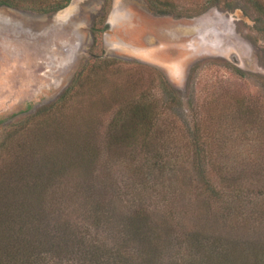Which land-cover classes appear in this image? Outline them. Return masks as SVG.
<instances>
[{"label":"rangeland","instance_id":"374dc122","mask_svg":"<svg viewBox=\"0 0 264 264\" xmlns=\"http://www.w3.org/2000/svg\"><path fill=\"white\" fill-rule=\"evenodd\" d=\"M103 1L79 2L74 20L81 26L73 36L54 29L57 10L42 22L38 12L2 9L32 29L0 31V257L5 253L1 248L14 252L9 256L13 261L6 257L1 264L23 259L29 264H95L77 249L80 242L92 246L96 240L115 252L119 237L104 232L95 238L89 226L87 186L111 199L119 195L111 203L115 222L142 206L159 218L167 216V226L180 236L191 230L227 239L235 253L227 264H239L238 255L244 264H264V16L250 0H165L171 7L152 5L155 0H106L100 12ZM110 12L114 29L100 32L96 51L101 58H93L89 26L93 19L95 26L102 25ZM64 36L69 45L82 42L77 68L88 62L90 73L57 112L60 118L68 115L67 120L51 119V130L62 123L63 133L81 129L86 143L73 141L78 147L74 154L94 144L96 157H89L93 164L87 171L70 170L64 174L68 180L62 177V184L55 180L51 187L43 164L53 156L59 132L45 140V117L18 123L55 102L72 83L68 70L60 69L54 80L43 75V62L36 58L42 60L45 52V62L50 61L46 49ZM131 93L150 97L155 114L152 131L134 141L127 139L134 127L127 101V95L135 96ZM117 132L123 133L118 142L113 139ZM197 140L202 146L198 159L220 196L209 194L195 168ZM79 177L86 178L82 186ZM55 192L62 198H52ZM57 226L69 229L68 241L53 237ZM209 248L200 256L204 262L212 257ZM193 255L175 242L154 257L135 253L129 264H190ZM212 262L207 263L219 264Z\"/></svg>","mask_w":264,"mask_h":264},{"label":"trees","instance_id":"16d2710c","mask_svg":"<svg viewBox=\"0 0 264 264\" xmlns=\"http://www.w3.org/2000/svg\"><path fill=\"white\" fill-rule=\"evenodd\" d=\"M69 1L70 0H0V5H7L13 8L29 10L38 13H50L66 6ZM155 1L156 2H153L151 4L152 5L162 4L163 7H171L169 6L170 5L169 2L165 0H160V1L155 0ZM250 1L252 3L251 5L253 9H255L259 14L264 16V0H250ZM99 34L101 33L97 32L95 36L96 37L95 46L92 50L93 58L94 57L101 58L100 56H98L99 55L98 51H96V48L100 45L101 42L100 36H98ZM90 65L91 64H89L88 62L82 63V65H80L78 71L73 77L70 86H68V88L61 94V96L55 102H53L46 108L44 106L43 108L38 110L37 113L26 117L25 119L21 120L18 123L21 124V122H24L22 124H25L28 120H29L28 122L31 123V121L34 122V120L36 119L38 120L45 117V119L48 121V123L45 121V140L48 139L50 140L51 138L56 137V132H59V137H58L59 143L54 149L52 148L53 156L49 155L45 157V164H43L45 165V180L51 183V187H54L55 180L57 181V185L62 184L63 181L62 177H64L65 180H68L67 179L68 177H65L64 174L70 172V170H77L79 167H82L84 171H87L86 168H88L90 165L93 164L92 158L89 157H91V155L94 158L96 157L94 156L95 155L94 144H89L85 146L86 149L83 148L82 151H80L77 154H74L75 148L78 147L75 144H73V141H79V140L85 141L84 136L81 135L82 131L81 129H74V130L68 129L67 133H63L62 131H64V129L62 125L64 121L67 120L68 115L63 114L61 115V118L60 116H57V112L58 111L60 112L65 106H67L68 103H70L73 95L76 94L75 91L82 87L83 80H86L87 79L86 77L90 73ZM130 91H134V90L130 89ZM130 95H135L134 97H129V95H127L129 98V100L127 101L128 103H130L129 108H131V112H132L130 120L134 122V127L131 128V130L129 131V135L127 139L128 140L132 139L131 141H134L137 140L138 136L148 134L150 133V131H152L154 126L153 117L155 116L153 109L154 101L152 102V99L144 94L138 95L137 93H131ZM51 119H55V120L60 119L63 123L61 124V126L54 125L53 127L55 128V131H53L51 130V123H50ZM197 133L199 132L196 131L195 137L197 136ZM113 136H114L113 139H115L118 142V139L121 140V137H123V133L117 132L116 134H113ZM36 139L39 140L38 136ZM194 142H195L194 145L196 147L194 154H197L196 163L194 162V164L196 165L195 168H197L198 175L205 184L206 190L209 192V194L211 193L213 196H220V191L217 189L211 174H207V171H205L201 166L202 163L199 161L200 159H198L202 151V150L200 151V148L202 147L200 146V141L197 140ZM46 143L47 142H45V144ZM84 151L85 154L82 155ZM87 154H89L88 157L86 156ZM201 160H205V159H201ZM34 167L31 168L32 171H34L35 169ZM47 171H50V173H47ZM80 176L82 175L80 174ZM79 180H80L79 186H82L86 178L79 177ZM84 193L87 195L88 201L90 199L92 203V207H87V208L89 210L88 213H90V216L88 215L90 217L89 226L90 228L96 230L95 238H98L99 235L104 232L105 233L107 232L109 234L108 237H112L111 235L119 237L115 239V245H116V247L114 248L115 252H112V250L106 248L104 244H102L103 241L101 240H96L95 243L97 245H92V246L90 245L86 246L85 244L80 242L81 244H79L77 251L82 250L85 253V255L88 254L90 256V259L92 261H95V264H129V260H130L129 256H132L135 253L146 252L147 254L154 257L159 253L162 254L163 251L166 249V246L173 244L175 242L179 244V248L184 249L185 252H187L188 254L190 252H193L196 255V256L193 255L196 259L193 260L190 264H205L209 260H211V262L213 261L212 263L218 262L219 264H227L228 261H230L231 256L235 254L227 248V242H228L227 239L223 237L209 238V236L207 237L205 235L201 236L199 233L193 232L191 230L182 231L180 236L178 235L179 231L176 232V228L173 229L167 226L166 224L167 216L164 215V217L162 216L161 218H159L157 217V214H155L154 211L151 212L150 210L143 208L142 206H140V208H137L136 211L133 212L132 214L125 216L123 218L121 217V219L115 222L114 219L112 218V215L110 214V211L112 209L111 203L113 202L114 199L120 198L119 195H114V197L111 199V197L108 198L107 195H104L99 190L95 189V187L89 188L88 186L85 188ZM57 195L60 197L61 194L59 193L56 194L55 192V194L52 195V198L58 200ZM60 198H62V195ZM68 200L69 198L67 195L64 198V202ZM58 208L59 210H61V206ZM48 209L49 206H47L44 211H47ZM22 213L24 212L22 211L20 215H23ZM156 218L158 219V221H156ZM55 220L58 221V218H55ZM56 229L59 230V232L57 236H53V237H60V239L63 240L64 242L69 240L68 238L69 229L60 231V228L58 226ZM84 232L81 233V236L85 235ZM48 233L52 235V232H48ZM161 234H164V239L159 241L158 236H160ZM7 238L8 235L6 234V236L3 238L4 242L2 241V244L5 243ZM208 246L212 248V249L209 248L212 251V252L210 251L212 257L210 259L205 258L207 262H204L203 258H201L200 256H202L205 253H209V250L207 249ZM6 250L1 248V251L5 253H2V257H0L1 258L0 264L2 263L3 258L8 257L7 260H9V256L14 253L12 251H6ZM46 251L48 250H45V252ZM236 259L240 261L239 264L245 263L244 258H241L240 255L236 256L235 260ZM235 260H233V263H236ZM9 261L10 262L13 261V258ZM130 263L133 264L131 261ZM20 264H29V263H27L26 259H23L22 262H20Z\"/></svg>","mask_w":264,"mask_h":264},{"label":"water","instance_id":"95a60500","mask_svg":"<svg viewBox=\"0 0 264 264\" xmlns=\"http://www.w3.org/2000/svg\"><path fill=\"white\" fill-rule=\"evenodd\" d=\"M80 1L81 0H72L70 4H68L63 9L57 12L56 14L57 16L55 17L56 21L55 23H53L55 26L54 28L55 30L58 29L64 30L65 32H67V34H70L72 36L78 34L79 28L81 26V22L76 21V19L74 20V15H75L74 11L77 9ZM2 9H11L15 11L18 10L17 8L14 9L13 7L7 5H0V31H5L14 34V33H23L25 31H30L29 29H32V26L24 27V22H22L21 20H16L15 19L16 17L14 16L6 15V12H3ZM36 16L40 18V20L42 21L46 15L44 16V14H39ZM112 23H113L112 18L107 21L104 28L105 32H107V30L110 29L109 27L112 25ZM84 25H86V23H84ZM0 44H2V42ZM67 46H68L67 53H65V51L61 47L55 45V47H53L52 52L49 55L51 56L52 60L60 58V63L61 62L65 63L66 66H68L67 72L69 73H67L66 75H69L68 78L71 80L73 79L74 75L77 72L76 69H78L77 65L79 64H77L78 62L77 57L80 55L78 53L81 51L82 42L77 41L75 42V44L73 45L67 44ZM133 50L134 49H132V51ZM75 65L76 68L74 69Z\"/></svg>","mask_w":264,"mask_h":264},{"label":"flooded vegetation","instance_id":"af4514ba","mask_svg":"<svg viewBox=\"0 0 264 264\" xmlns=\"http://www.w3.org/2000/svg\"><path fill=\"white\" fill-rule=\"evenodd\" d=\"M103 3V4H102ZM102 3H100V6H97V9H99V7H100V12H101V10H102V12L104 11L103 10V8H104V6L106 5V0H104ZM143 6V5H142ZM65 7V6H64ZM64 7H62V8H60V9H58L56 12H58L59 10H61V9H63ZM150 8H151V6H149ZM151 9H153V8H151ZM145 10V9H144ZM154 10V9H153ZM123 12V10H121L120 11V13H122ZM147 12V11H146ZM40 14H44V16L46 15L47 16V18H50L49 16H48V14H53V13H40ZM97 14V13H96ZM103 14V13H102ZM109 14V13H108ZM110 14H111V18L113 19L114 17V13L113 12H110ZM123 14H125L126 15V18H128L129 17V12L126 10V9H124V12H123ZM108 18V17H107ZM110 18V19H111ZM109 19V20H110ZM107 19H106V21H104V23H103V25H102V27H100V26H95V23H94V19L92 20V22H91V25L89 26V29H90V32H91V35H92V43H94L95 42V36H96V33L97 32H101L102 34H104V32H105V30H104V28H105V24L107 23ZM128 20L126 19V22H127ZM110 29L109 30H111V29H114V25H113V23H112V25L109 27ZM60 33H63L64 35H66V33L62 30V31H60ZM106 33V32H105ZM152 34H154V33H152ZM65 39L67 40V37L66 36H64V38H62V40L61 39H59L58 41H56L54 44L56 45V46H58V47H61L64 51H65V53H67L68 51H67V48H68V46H67V42L65 41ZM15 43V42H14ZM52 45V47H55V45ZM10 46H12L13 47V45H10ZM53 49V48H52ZM52 49H46V55H49L51 52H52ZM43 53V52H42ZM43 55H44V58H45V52L43 53ZM233 56V55H232ZM37 59H39V61H41V62H43V65H44V68H43V71L41 72L43 75H45L46 77L48 76V77H50V79L51 80H54V79H57V74H59L60 73V69H63V71H65V70H67V68H68V66H66V64L65 63H60V60H57V59H54V60H48V61H46L45 62V59L44 58H42V60L40 59V57H36ZM233 58H234V56H233ZM53 62V63H52ZM57 62H58V64H57ZM49 85V84H48ZM17 97L16 96H12L11 98H10V100L12 99V100H14V99H16ZM9 100V101H10ZM12 102V101H11ZM11 102H9V103H11ZM5 108V107H4ZM6 108H8V107H6ZM10 108V107H9ZM15 112H17V110H14V112L13 113H15Z\"/></svg>","mask_w":264,"mask_h":264}]
</instances>
